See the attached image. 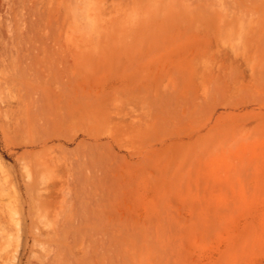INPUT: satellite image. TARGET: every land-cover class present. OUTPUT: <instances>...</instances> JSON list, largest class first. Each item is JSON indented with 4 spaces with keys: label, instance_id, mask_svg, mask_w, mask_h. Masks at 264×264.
I'll use <instances>...</instances> for the list:
<instances>
[{
    "label": "rangeland",
    "instance_id": "obj_1",
    "mask_svg": "<svg viewBox=\"0 0 264 264\" xmlns=\"http://www.w3.org/2000/svg\"><path fill=\"white\" fill-rule=\"evenodd\" d=\"M0 264H264V0H0Z\"/></svg>",
    "mask_w": 264,
    "mask_h": 264
}]
</instances>
